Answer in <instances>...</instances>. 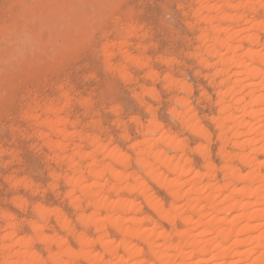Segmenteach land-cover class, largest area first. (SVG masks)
I'll list each match as a JSON object with an SVG mask.
<instances>
[{"label": "bare ground", "instance_id": "obj_1", "mask_svg": "<svg viewBox=\"0 0 264 264\" xmlns=\"http://www.w3.org/2000/svg\"><path fill=\"white\" fill-rule=\"evenodd\" d=\"M195 4L192 16L205 26L199 37L204 51L196 57L207 68L221 67L213 74L222 80L217 92L219 113L212 123L220 131L221 147L217 155L225 163L220 169L223 181L216 180L217 168L212 163L206 164L203 173L191 168L183 139L170 135L157 119H149L146 126L139 123L142 141L132 146L134 163L130 156L111 147L113 141L107 140L105 144L99 137L70 133L68 129L76 126L65 116L71 100L68 93H61L59 104L41 103L37 111L31 109L25 118L38 128L41 138H47L43 145L56 153L54 158L67 162L64 165L72 175L62 178L71 188L65 197L75 210L82 207L81 197L76 198L75 193L87 200V208L94 212L77 220L83 227L93 226L100 236L89 239L77 233L61 212L38 207L37 215L45 221L54 215L61 230L73 236L78 249H72L59 237L43 235L44 228L35 222L28 223L35 240L17 237L15 230L20 224L14 222L13 216L1 213L7 224L0 236L1 264H79L80 260L89 264H264V0H197ZM124 41L117 45L126 46ZM104 52L106 58H112L107 47ZM117 55L122 63L109 64L124 78H129L127 63L146 69L147 77H155L142 58L132 57L122 49ZM210 59L216 63L211 65ZM168 82L191 95L192 89L185 82L171 79ZM146 93L151 99L157 97L151 90ZM175 104L182 112L171 109L172 118L209 143L210 134L197 121L189 101L180 98ZM154 113L152 118L156 116ZM75 139L90 150L74 144L72 154L64 158L61 154L67 153L66 142ZM228 144L238 152L226 151ZM195 150L208 161V148L201 145ZM232 161L241 164L245 171L232 166ZM83 162L88 164L82 167ZM83 168L87 177H83ZM147 182L167 190L171 198L169 208L150 192ZM125 193H139L153 216L140 218L142 209L137 202L120 199ZM18 206L23 204L18 202ZM102 212L104 218L96 217ZM165 222L173 227L180 223L183 229L166 232L162 229ZM107 225L121 235L119 243L109 239ZM133 238L144 242L146 250L132 243ZM35 241L45 246L46 259L33 249ZM97 246L108 260L95 253ZM120 249L123 254H119ZM145 254L152 261L144 260Z\"/></svg>", "mask_w": 264, "mask_h": 264}, {"label": "rangeland", "instance_id": "obj_2", "mask_svg": "<svg viewBox=\"0 0 264 264\" xmlns=\"http://www.w3.org/2000/svg\"><path fill=\"white\" fill-rule=\"evenodd\" d=\"M196 1L0 0V236L6 224L1 213H5L20 224L15 230L17 237L35 240L36 235L28 225L35 222L44 228L43 235L59 237L77 250L73 236L61 230L55 216L50 215L46 221L41 219L36 212L38 207L61 212L77 233H83L89 239L95 240L100 236L93 226L83 227L77 220L79 216L93 214L94 210L87 208V200L75 193L74 196L82 200L81 209L75 210L66 198L71 188L62 178L66 174L72 175L64 165L67 162L54 158L56 153L44 146L47 138H41L38 128L25 118L31 109L37 111L41 103L59 104L61 93H68V100H71L65 116L76 126L68 129L70 133L99 137L105 144L107 140L109 143L113 141L111 147L130 156L134 163L132 146L142 139L140 124L146 126L151 119H157L170 135L183 139L191 168L203 173L206 164L212 163L217 168L216 180L223 181L220 169L225 163L217 155L221 147L220 131L212 123L219 113L217 92L222 78L213 75L216 66L207 68L196 57L204 51L199 37L205 29L192 16ZM122 33L125 34L121 37ZM123 40L127 44L120 48L117 43L121 44ZM105 47L108 55H112L110 60L106 58ZM120 49L132 57L142 58L155 77H147L146 69L128 63H125L128 79L117 73L113 66L121 62L116 56ZM213 60L209 61L214 65L216 60ZM170 79L185 82L192 89L191 95L170 86ZM149 90L156 93L155 99L146 95ZM179 97L189 101L197 121L210 134L209 143L194 136L169 114L176 108L182 112L175 104ZM147 109H153V112L149 113ZM152 113L155 118L151 117ZM66 143L67 153L61 154L64 158L72 154L74 144L90 150L76 139ZM201 145L209 149L208 161L195 150ZM226 148L230 153L238 152L230 144ZM232 162V166L245 171L237 161ZM85 164L88 163L83 162L82 167ZM170 176L168 178H172ZM83 177H87L86 171ZM146 184L150 192L169 208L171 198L167 190L154 182ZM129 195L125 193L120 199L137 202L142 209L140 218L153 216L139 193ZM18 202L23 207H19ZM100 214L96 217L104 218L105 213ZM145 226L151 227L152 224ZM106 229L110 240L115 243L121 241L120 234L108 225ZM162 229L170 232L183 227L180 223L173 227L165 222ZM131 241L146 250L144 242L135 238ZM33 249L43 259L47 258L44 245L35 241ZM95 249L96 254L109 259L100 247ZM123 253L120 249L119 254ZM146 255L144 260L152 261ZM79 264L89 262L80 260Z\"/></svg>", "mask_w": 264, "mask_h": 264}]
</instances>
